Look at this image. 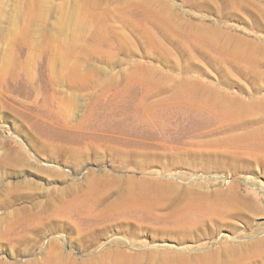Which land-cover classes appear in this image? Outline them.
<instances>
[{"label":"rangeland","instance_id":"1","mask_svg":"<svg viewBox=\"0 0 264 264\" xmlns=\"http://www.w3.org/2000/svg\"><path fill=\"white\" fill-rule=\"evenodd\" d=\"M259 139L264 0H0V264H264Z\"/></svg>","mask_w":264,"mask_h":264},{"label":"bare ground","instance_id":"2","mask_svg":"<svg viewBox=\"0 0 264 264\" xmlns=\"http://www.w3.org/2000/svg\"><path fill=\"white\" fill-rule=\"evenodd\" d=\"M236 121L238 122V120H236ZM259 142H261L260 143L261 147H260L259 150H258V148H251L250 150L245 152L244 155L250 156V157L254 158L255 160L263 159L264 158V140L263 139H259ZM143 192H144V189L142 188L141 191L139 192L140 195L136 198L137 200H142L143 201V198H144Z\"/></svg>","mask_w":264,"mask_h":264}]
</instances>
